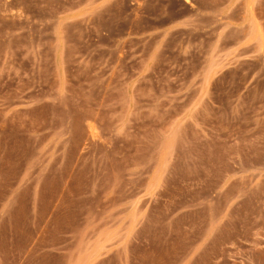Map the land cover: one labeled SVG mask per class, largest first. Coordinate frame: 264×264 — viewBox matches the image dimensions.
I'll use <instances>...</instances> for the list:
<instances>
[{
    "label": "rangeland",
    "instance_id": "obj_1",
    "mask_svg": "<svg viewBox=\"0 0 264 264\" xmlns=\"http://www.w3.org/2000/svg\"><path fill=\"white\" fill-rule=\"evenodd\" d=\"M0 264H264V0H0Z\"/></svg>",
    "mask_w": 264,
    "mask_h": 264
}]
</instances>
